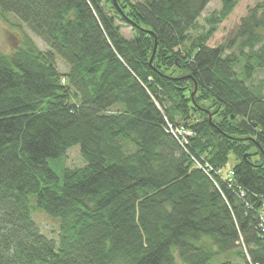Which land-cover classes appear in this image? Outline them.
<instances>
[{"label": "trees", "instance_id": "1", "mask_svg": "<svg viewBox=\"0 0 264 264\" xmlns=\"http://www.w3.org/2000/svg\"><path fill=\"white\" fill-rule=\"evenodd\" d=\"M211 1L0 0L48 47L0 49V264H264V0L215 48Z\"/></svg>", "mask_w": 264, "mask_h": 264}, {"label": "rangeland", "instance_id": "2", "mask_svg": "<svg viewBox=\"0 0 264 264\" xmlns=\"http://www.w3.org/2000/svg\"><path fill=\"white\" fill-rule=\"evenodd\" d=\"M137 2H143L144 0H135ZM262 0H241L235 7L232 14L218 26V31L214 36L208 41V46L215 48L226 42L235 34V31L240 26L241 21L245 18L251 9H253ZM222 7L221 0H212L201 17L198 19L197 28L191 30L193 36H197L207 28L206 19L214 14V12L219 11ZM117 24L121 26V32L127 39H132L134 37L132 28L122 23L120 20ZM25 36L32 38L41 50H48L45 42L39 38L31 29L18 18L13 15L7 16L6 20L0 17V49L4 54H12L16 47L20 46L22 40ZM238 53L237 47L228 51ZM58 68L61 72L66 71V66L61 60H57ZM264 83V70H259L250 81L249 84L256 85L257 83ZM235 164L234 156L231 155L230 162L227 166L222 168V174L224 177H228L229 171L232 170ZM50 167L56 172V174L62 179L63 172L65 168L78 169L86 166L85 161L81 157L80 147L75 146L71 148L67 156L63 159H49ZM30 208L32 216L36 224L40 227L42 233L49 238L58 240L59 232V221L52 218L46 211L40 209L36 206V200L34 197L30 199ZM51 238V239H52ZM179 264H182L178 258Z\"/></svg>", "mask_w": 264, "mask_h": 264}, {"label": "built area", "instance_id": "3", "mask_svg": "<svg viewBox=\"0 0 264 264\" xmlns=\"http://www.w3.org/2000/svg\"><path fill=\"white\" fill-rule=\"evenodd\" d=\"M179 133L181 134V132H179ZM186 134L190 135L191 133H190V132H186ZM218 175H219L220 177H224V176L222 175V171H219ZM221 175H222V176H221ZM232 176H233V173H232V172H229L228 177H225V178H227V180L229 181V183H232V182H233V180L231 179ZM240 197H241V198L244 197V192H243V191H241V193H240ZM261 219H262L261 228H262V231L264 232V211L262 212Z\"/></svg>", "mask_w": 264, "mask_h": 264}, {"label": "water", "instance_id": "4", "mask_svg": "<svg viewBox=\"0 0 264 264\" xmlns=\"http://www.w3.org/2000/svg\"><path fill=\"white\" fill-rule=\"evenodd\" d=\"M152 61V60H151Z\"/></svg>", "mask_w": 264, "mask_h": 264}]
</instances>
